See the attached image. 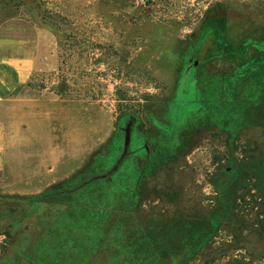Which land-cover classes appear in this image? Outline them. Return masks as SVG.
Here are the masks:
<instances>
[{
	"label": "rangeland",
	"instance_id": "rangeland-1",
	"mask_svg": "<svg viewBox=\"0 0 264 264\" xmlns=\"http://www.w3.org/2000/svg\"><path fill=\"white\" fill-rule=\"evenodd\" d=\"M0 19L57 52L0 105V264H73V242L91 264L96 240L109 264H176L240 188L264 197V0H0ZM128 118L135 152L111 180L29 204L108 170ZM249 198L188 264H264Z\"/></svg>",
	"mask_w": 264,
	"mask_h": 264
},
{
	"label": "crops",
	"instance_id": "crops-1",
	"mask_svg": "<svg viewBox=\"0 0 264 264\" xmlns=\"http://www.w3.org/2000/svg\"><path fill=\"white\" fill-rule=\"evenodd\" d=\"M56 54L55 36L48 29L0 19V105L5 100L12 104L15 94L35 74L55 70ZM30 100L25 104L35 102ZM15 108H8L7 114L17 115ZM4 132H0V137Z\"/></svg>",
	"mask_w": 264,
	"mask_h": 264
},
{
	"label": "trees",
	"instance_id": "trees-1",
	"mask_svg": "<svg viewBox=\"0 0 264 264\" xmlns=\"http://www.w3.org/2000/svg\"><path fill=\"white\" fill-rule=\"evenodd\" d=\"M209 22H212V21L206 22V24L203 25V27L201 28V37L197 43V49L200 47L201 43L208 36V34L210 32H213L214 30H216V26L209 25ZM220 81H222V79ZM219 83H220L219 87H221L222 82H219ZM132 154H133V151L130 152L128 155H126V157L123 159V161L119 164V166L116 169H113V166L115 165L117 159L119 158V156L121 154L118 156L116 161L113 163V165L108 170H106L102 173H99V174L97 173V174H93V175H86L82 178V180L80 182H78V184H75V186L72 188H65V189L60 190V191L41 194L40 196L32 199L29 204H31L34 208V207L38 206L39 204L45 202V200L38 201V198H45L46 196H49V195L50 196H57L59 193H63L61 195H65L66 193L72 194L74 191L76 193V192H79L80 190L84 189L89 183L96 182L97 180H102V181L108 182L109 180L112 179V177L116 174V172L122 167V165L128 160V158L131 157ZM153 155H152V158L148 159L147 167L155 164L154 161H155V155L156 154H153ZM143 169L144 170L146 169V165L143 167ZM144 170H141V172H139V174L142 175L144 173L142 171H144ZM252 189H254V188H252ZM252 189H249L247 187L240 188V192L235 197L234 205L230 208V210L227 211L226 214H224L225 216L223 218H220V217L203 218L204 221H206V227L203 229L202 233L198 234L195 237V239H197L196 244H187L186 246L184 245V247L181 250V256L177 260L176 264H188L191 259L195 258V255H197L198 251L201 248L211 247L213 245L211 243H212L214 236L216 235L217 231L223 225L227 224L228 218L232 216V219H234L233 221H235V222L237 221V217L240 213H242L241 208L243 207L244 202L246 201L247 197L249 198V196H251V199L249 198L251 200L250 202H255V203H259V199L264 198L261 195H255L254 192H250ZM70 194H68V195H70ZM248 194H250V195L248 196ZM262 204L264 207V201H262ZM75 206H78V204H75ZM6 214H8V218H9L10 217L9 213H6V212L2 213V215H6ZM263 214H264V210H262V212H257L256 222H253L250 225L257 227L258 224H260L262 222V220H261L262 218H260L259 216H262ZM22 215H23V212H22V214H20L19 217L12 219V223L17 224L18 221L20 220V217H22ZM114 230L115 229H113V232H114ZM96 234L99 235L100 233L97 232ZM95 236L96 235H94V237ZM103 237H105V236H103ZM91 238H92V235L90 236V239ZM61 242H63V240ZM91 242H93L92 244H94V245L97 244L96 245L97 249L94 251L95 255H97L96 256L97 259L95 258L96 260H94V261H96V262H93L91 264H109L107 261V256H104V258L99 257V259H98V256H99V253L101 250L100 248H101L102 244H100V242L98 243V240L91 241Z\"/></svg>",
	"mask_w": 264,
	"mask_h": 264
},
{
	"label": "water",
	"instance_id": "water-1",
	"mask_svg": "<svg viewBox=\"0 0 264 264\" xmlns=\"http://www.w3.org/2000/svg\"><path fill=\"white\" fill-rule=\"evenodd\" d=\"M136 10V7L134 8V10L132 11V13H134ZM197 63V61L195 62ZM131 127L130 124L125 127V136H124V149L121 153V155L119 156V158L117 159L115 165L113 166V169H116L119 164L123 161V159L126 157V155L129 154V152L126 150L129 143L131 142Z\"/></svg>",
	"mask_w": 264,
	"mask_h": 264
},
{
	"label": "flooded vegetation",
	"instance_id": "flooded-vegetation-1",
	"mask_svg": "<svg viewBox=\"0 0 264 264\" xmlns=\"http://www.w3.org/2000/svg\"><path fill=\"white\" fill-rule=\"evenodd\" d=\"M195 62H196V61L193 62L194 65L197 64V63H195ZM127 124H128V125L130 124V127H131V129H132V126H133V124H134V119H133V118H128V120L126 121L125 126L122 128L123 131H124V136H125V127L127 126ZM131 129H130V130H131ZM130 143H131V142H130ZM130 143H129V145H128V147H127L126 150H127L129 153L132 152V151H133V153H134L135 150L131 148ZM123 149H124V142H123ZM123 149H122V151H123ZM144 149L148 151V150H149V145H148V144H145V145H144ZM121 153H122V152H121ZM16 217H18V216H16ZM14 219H15V218H14ZM13 224H14V223H13ZM14 225H16V224H14ZM71 248H72V263L75 264V242H73ZM67 254H68V253H67ZM64 256H65V255H64ZM63 258H64V257H63Z\"/></svg>",
	"mask_w": 264,
	"mask_h": 264
}]
</instances>
